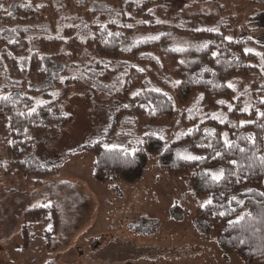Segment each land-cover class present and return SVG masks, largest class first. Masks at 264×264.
Wrapping results in <instances>:
<instances>
[{
	"label": "trees",
	"instance_id": "trees-1",
	"mask_svg": "<svg viewBox=\"0 0 264 264\" xmlns=\"http://www.w3.org/2000/svg\"><path fill=\"white\" fill-rule=\"evenodd\" d=\"M173 1L0 0V178L23 191L39 184L44 171L28 162L35 140L57 133L58 112L70 93L88 92L95 105L116 109L104 141L117 132L127 137V146L142 143L132 152L127 146L96 144L91 149L95 178L106 181L124 169L140 170L138 156L149 142L162 141L171 124L184 129L171 143L190 145L192 152L205 156L204 166L223 167L225 178L200 189L201 163L182 162L164 166L162 179L184 180L195 201L212 199V205L195 209L206 231L218 240L233 237L228 247L245 264H264V207L253 214L230 207L231 197L246 188L250 195L264 194V117L258 115L264 112V43L250 34L241 14L264 9V0H216L209 15L196 10V0H177L180 8L173 14ZM195 20L208 24L198 27ZM163 28L211 40L200 57L214 68L216 82L192 80L178 52L159 43L126 48L115 34ZM230 49L238 59L226 63ZM46 59L58 66L52 76ZM205 125L215 127L216 137L197 143ZM225 133L231 149L224 146ZM215 151L221 156L213 158ZM233 160L242 165L239 170ZM22 217L25 239L41 221H50L44 236L51 243L58 229L53 204L25 210Z\"/></svg>",
	"mask_w": 264,
	"mask_h": 264
},
{
	"label": "rangeland",
	"instance_id": "rangeland-1",
	"mask_svg": "<svg viewBox=\"0 0 264 264\" xmlns=\"http://www.w3.org/2000/svg\"><path fill=\"white\" fill-rule=\"evenodd\" d=\"M215 1L196 0V10L209 15L215 10L211 6ZM180 4L177 0L170 4L173 14L178 15ZM241 14L250 34L264 43V9L250 8ZM196 23L203 28L208 24L201 20ZM115 34L126 48L159 43L178 52L187 61L192 80L216 82L214 68L200 57L211 42L209 38L178 34L170 28ZM237 59L235 49H230L226 63ZM45 61L52 76L58 66ZM115 111L113 106L95 105L88 92L70 93L58 112L57 133L36 139L28 157L29 163L44 171L41 182L23 191L11 188L0 178V264H245L228 247L235 242L233 237L218 240L196 217V207L207 198L195 201L186 191L184 180L162 179L166 175L164 166L199 162L196 187L206 189L218 183L211 174L223 167L204 166V159L185 160V155L205 156L192 152L186 143H171L179 137L177 131L184 129L171 124L162 141L149 142L146 153L138 156L140 170L124 169L126 172L119 173L118 178L106 181L95 178L96 155L91 149L98 143L102 148L127 146V137L117 132L104 141ZM216 132L214 126L205 125L197 143L216 137ZM133 143L126 149L132 152L135 145L142 144L138 140ZM248 189L231 197V208L240 207L252 214L263 209V193L250 195ZM48 204H53L58 213V229L51 243L44 236L50 221H41L25 239L22 213Z\"/></svg>",
	"mask_w": 264,
	"mask_h": 264
},
{
	"label": "snow or ice",
	"instance_id": "snow-or-ice-1",
	"mask_svg": "<svg viewBox=\"0 0 264 264\" xmlns=\"http://www.w3.org/2000/svg\"><path fill=\"white\" fill-rule=\"evenodd\" d=\"M142 71V70H141ZM229 88H232L233 86L231 84L228 85ZM4 99H7V97H4ZM202 99V97H201ZM220 104H223L224 101H219ZM261 103H264V100L261 101ZM231 110V109H230ZM33 111H35V109H33ZM245 111H248L247 108H245ZM259 116L264 117V112H259L258 113ZM213 119H220L219 117H216L215 115L212 117ZM221 122H223V120H221ZM241 126H244V122H241ZM211 135V133H209ZM248 139H253L252 137H248ZM224 146H226L228 149H231L233 147V143L228 139L227 134H224ZM208 147H212L211 144L208 145ZM240 151L243 153L245 151V149L241 148ZM221 153L219 151H215L214 152V156L213 158L216 157H220ZM183 159L185 160H189V161H198V160H202V159H206L205 157H200V156H194V155H185L183 157ZM231 163L233 165L237 166V170H239V168L242 167V165H237V162L235 160L231 161ZM261 165L264 166V157L261 158ZM211 178L213 181L216 182H220L221 180H223L225 178V170L224 169H220L218 172L211 174ZM237 183H239V175H237ZM264 195V194H261ZM233 199H235V197H233ZM237 203H240V201H237ZM209 205H212V199H208L205 204L201 205L202 207H207ZM224 213H221V215H223ZM240 219L242 220L243 217H240Z\"/></svg>",
	"mask_w": 264,
	"mask_h": 264
}]
</instances>
